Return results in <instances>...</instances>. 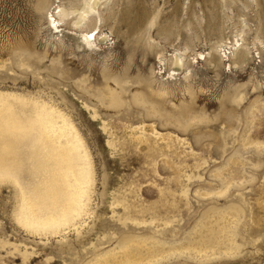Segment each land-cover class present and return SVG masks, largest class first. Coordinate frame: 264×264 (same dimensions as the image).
Listing matches in <instances>:
<instances>
[{"label": "rangeland", "instance_id": "374dc122", "mask_svg": "<svg viewBox=\"0 0 264 264\" xmlns=\"http://www.w3.org/2000/svg\"><path fill=\"white\" fill-rule=\"evenodd\" d=\"M37 1L0 0V90L39 96L72 118L93 162L92 213L78 232L29 234L14 219L13 186L1 184L0 264H85L123 236L183 249L204 212L231 204L245 214L239 255L154 264H264V150L241 145L253 103L250 135L264 140V0H103L105 40L91 48L66 23L50 28ZM240 49L248 55L236 65ZM137 94L161 107H143ZM235 152L247 181L216 196L215 172Z\"/></svg>", "mask_w": 264, "mask_h": 264}, {"label": "bare ground", "instance_id": "6f19581e", "mask_svg": "<svg viewBox=\"0 0 264 264\" xmlns=\"http://www.w3.org/2000/svg\"><path fill=\"white\" fill-rule=\"evenodd\" d=\"M86 2L90 0H38L37 9L45 11L50 28L61 31L63 23H66L80 43L91 48L103 35L101 25H98L102 18L99 14V18L98 15L90 18L85 30L74 27L77 17L61 22L57 15L60 9L78 12ZM102 2L95 0L98 8ZM101 40H105V35ZM227 45V42H222L215 47L223 50L226 56L225 50L230 48ZM223 46L227 49H221ZM162 55L159 57L160 63L165 62ZM199 55L202 56L201 53ZM247 55L248 51L241 50L234 64L242 65ZM170 61L174 71L183 66L182 57L178 55H174ZM209 61L219 63L220 58L215 56ZM115 80L119 82V79ZM145 85L150 90V83L146 82ZM105 90L108 102L111 106H117V93ZM155 98L137 94L133 100L143 107L150 105L156 111L160 105ZM253 105L246 112L247 130L241 145L242 148L253 147L260 151L264 150V140L250 135L255 120L254 110L260 106L256 108L255 103ZM63 111L39 96L0 90V185L8 183L13 186L16 193L14 219L29 234L37 236L61 235L70 228L78 232L84 218L92 213L90 205L95 177L91 154L72 118ZM241 157L239 152H235L216 170L215 177L221 179V189L214 193L216 196H224L232 187H239L247 181L242 174L245 162ZM209 192L199 194L208 196ZM241 208L240 205L231 204L204 212L184 237L187 242H184L183 249L179 246L168 249L165 246L167 243L160 244L159 240L153 238L139 240L123 236L113 248L94 253L85 264H154L181 255L199 262L236 257L242 246L238 241L239 224L245 215ZM65 238L62 235V239Z\"/></svg>", "mask_w": 264, "mask_h": 264}, {"label": "clouds", "instance_id": "9594fccd", "mask_svg": "<svg viewBox=\"0 0 264 264\" xmlns=\"http://www.w3.org/2000/svg\"><path fill=\"white\" fill-rule=\"evenodd\" d=\"M112 3V0H109V4ZM99 8L97 7L95 0H90V2H86L82 10L78 12H68L64 9H60L57 12V15L61 22L69 19L70 17H77L74 22V27L86 29L91 17L99 14ZM179 55V54H178Z\"/></svg>", "mask_w": 264, "mask_h": 264}]
</instances>
